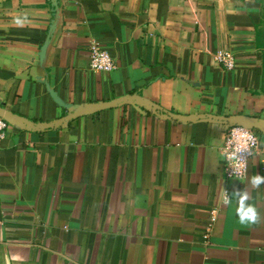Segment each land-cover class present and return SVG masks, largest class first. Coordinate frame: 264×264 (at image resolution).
Wrapping results in <instances>:
<instances>
[{"label": "crops", "instance_id": "1", "mask_svg": "<svg viewBox=\"0 0 264 264\" xmlns=\"http://www.w3.org/2000/svg\"><path fill=\"white\" fill-rule=\"evenodd\" d=\"M0 108L36 125L0 141V264H264V0H0ZM237 118L259 139L243 180L221 161Z\"/></svg>", "mask_w": 264, "mask_h": 264}, {"label": "built area", "instance_id": "2", "mask_svg": "<svg viewBox=\"0 0 264 264\" xmlns=\"http://www.w3.org/2000/svg\"><path fill=\"white\" fill-rule=\"evenodd\" d=\"M89 67L95 72H109L116 68V64L109 54L96 41L88 43ZM214 63L225 70L235 68V57L230 50L219 49L213 55ZM9 126L4 116H0V141L4 137ZM238 133L244 135L247 150L242 151L236 159V163L229 159V154L234 150L233 138ZM259 146V139L251 126L234 124L225 132L224 143L222 146V168L226 178L243 180L247 174L248 164L251 157L255 154ZM226 199V196L224 197Z\"/></svg>", "mask_w": 264, "mask_h": 264}, {"label": "clouds", "instance_id": "3", "mask_svg": "<svg viewBox=\"0 0 264 264\" xmlns=\"http://www.w3.org/2000/svg\"><path fill=\"white\" fill-rule=\"evenodd\" d=\"M234 150L229 154V159L236 163L237 157H239L242 151L247 150L246 140L244 135L238 133L233 138ZM250 183L254 187H260L264 185V175L256 174L250 179ZM236 202V216L238 223L242 226H248L255 224L258 221L257 209L249 203V196L244 189L233 191L231 194L226 193L225 204H231L232 201Z\"/></svg>", "mask_w": 264, "mask_h": 264}, {"label": "water", "instance_id": "4", "mask_svg": "<svg viewBox=\"0 0 264 264\" xmlns=\"http://www.w3.org/2000/svg\"><path fill=\"white\" fill-rule=\"evenodd\" d=\"M122 101H124L123 98H119L117 100H113V101H109V102L92 103V104H89V105L77 110L72 115H70L69 118H74V117L81 115L82 113H85V112L103 109V108L110 106L111 104L119 103ZM0 116H4L8 123L17 124L21 128H30V129L36 128V125L33 122H30V121L26 120L23 117H20L19 115L15 114V113L5 112L4 110H2V108H0ZM233 122H234V124H240V125H248V126L257 125L256 122H254L253 119H251V118H237V119H234Z\"/></svg>", "mask_w": 264, "mask_h": 264}]
</instances>
